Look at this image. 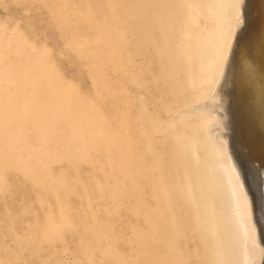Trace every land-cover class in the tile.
I'll return each instance as SVG.
<instances>
[{"label":"rangeland","instance_id":"obj_1","mask_svg":"<svg viewBox=\"0 0 264 264\" xmlns=\"http://www.w3.org/2000/svg\"><path fill=\"white\" fill-rule=\"evenodd\" d=\"M150 1L0 0V264H165L173 243L201 264L182 209L155 191L185 167L176 148L213 171L208 116L176 115L209 88L167 72Z\"/></svg>","mask_w":264,"mask_h":264},{"label":"bare ground","instance_id":"obj_2","mask_svg":"<svg viewBox=\"0 0 264 264\" xmlns=\"http://www.w3.org/2000/svg\"><path fill=\"white\" fill-rule=\"evenodd\" d=\"M148 11L160 45H169L159 58L167 72L200 75L209 88L206 100L175 114L208 116L206 147L213 163L210 172L211 166L176 148L185 167L157 183L156 203L182 209L188 234L200 248L199 263L249 264L245 245L253 242L256 264H264V0H151ZM164 231L170 244L181 236L185 245L178 221ZM171 248L162 254L165 264H182L175 257L179 247Z\"/></svg>","mask_w":264,"mask_h":264},{"label":"snow or ice","instance_id":"obj_3","mask_svg":"<svg viewBox=\"0 0 264 264\" xmlns=\"http://www.w3.org/2000/svg\"><path fill=\"white\" fill-rule=\"evenodd\" d=\"M52 55H55L54 50L52 52ZM222 55H224V54L222 53ZM225 58H226V56H225ZM62 71H63V74H64L65 78H67L69 80H74L75 79V71L76 70H75L74 66L69 65V66L65 67ZM80 88H81V90H84L86 88V85L85 84H81Z\"/></svg>","mask_w":264,"mask_h":264}]
</instances>
